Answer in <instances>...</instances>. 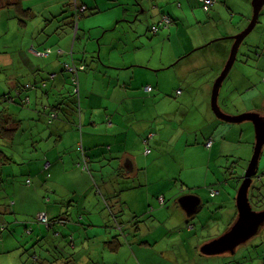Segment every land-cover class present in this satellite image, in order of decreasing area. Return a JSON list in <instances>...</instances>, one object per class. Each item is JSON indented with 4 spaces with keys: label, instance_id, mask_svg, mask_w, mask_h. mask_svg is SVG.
<instances>
[{
    "label": "crops",
    "instance_id": "1",
    "mask_svg": "<svg viewBox=\"0 0 264 264\" xmlns=\"http://www.w3.org/2000/svg\"><path fill=\"white\" fill-rule=\"evenodd\" d=\"M66 1L23 0V8H30L32 11L38 2L42 3L39 10L46 16L42 25L30 30V22L25 25L18 22L16 7H4L6 0L4 2L0 0V35H5L9 27L23 34L22 36L18 34L16 38L18 51L13 60L10 58L8 61L0 62L2 68L9 70L8 82L0 90V96L11 98L10 101L3 100L0 103L3 108L0 111H6L7 115L21 120L22 124L13 142H5L2 139L0 142L6 143L12 152L10 156L15 162L11 164L16 163L14 169L22 167V171L26 168L29 174H33L32 182L36 180L50 195L49 202L43 200L37 192L27 194L24 199L29 198L30 202L38 204L40 211L46 212L49 218H62L59 220L64 221L57 223L52 229L36 223L32 225L27 223L25 228L32 226V234L37 235V242L43 240L47 244L49 240V245H46L48 248L61 250L67 242L73 250H77L79 246L83 253L79 254L80 258L70 259L69 264L83 259L81 264H238L234 258L206 256L201 252L205 242L223 233L225 229H222L221 224L228 228L235 220L237 212L235 199L231 194L225 207L221 206V203L213 204L214 211L221 208L222 210L207 215L205 222L199 216V213L206 210L205 200L200 195H195L201 199V206L193 215H188L179 203L180 198L186 195L164 207L167 199L161 187L165 186L168 190L173 188L172 179L176 177L178 166L181 167L180 171L187 168L186 153L188 151L194 153L193 147L199 150L203 142L205 145L211 139L212 146L210 148L206 146L211 155L216 146L215 139L210 133L202 139H193V133L199 130L195 129L190 133L194 127H189V124L192 125L194 121H189L187 116H183V122H186V130L189 132L187 134L178 133L181 129L174 124L175 119L170 117L173 114L170 106L180 108L186 107L189 103L183 98L184 90L182 91L187 83V78L183 76L187 66L181 70H177L176 67L181 65L182 61L189 60L188 57L192 54L173 56L171 62L174 63L178 59L180 62L174 65L176 72L171 74L168 71H172L174 66L171 68L169 66L173 63L152 65L149 67L154 69L152 71L141 67L143 63L136 57H125V54L120 57L105 54L106 58L100 57L104 65L97 60L98 57L92 59V63L89 64L87 49L90 50L88 48L90 44L83 52H76L77 46L73 45L76 40H94L95 37L99 42L111 31L115 32L113 36L116 35L117 30L122 27L135 28L143 23L148 25L150 20L153 24L163 13L174 19L172 29L176 22L187 21L189 15L194 17L198 24H202L205 19L198 11L199 0H182L184 3H178L181 6L179 8L176 6L177 0H69L70 5L72 4V9H69L71 15L74 7H87V12L78 23L76 34L73 18L64 20L68 15L63 14ZM220 12L221 9L214 6L208 12L206 22L211 20L213 25L221 24L223 20ZM100 16L104 19L98 23L97 17ZM146 16L149 17L148 20ZM7 17L13 18L14 21L4 25L6 22L3 20ZM242 19L241 29L228 28L227 34L230 32L234 35L242 31L247 26H244L246 17ZM172 29L169 28L168 31ZM74 34L78 35L77 39ZM27 35L31 37L27 38ZM218 35L204 38L201 33L202 38L189 50ZM51 43L60 44L55 48L61 49L62 53L38 58L32 50L33 54L26 49L27 53H30V59L22 55L25 54L22 51L26 47L25 44L43 50L53 48ZM101 50L102 47L100 54ZM222 50L225 53L229 52L226 47H222ZM199 58L201 59V56ZM72 59L88 62V70L83 71L80 76L77 95L80 97L78 98L80 111L67 114L58 112V117L50 123V107L59 104L66 106L68 103L65 96L67 91L72 89V84L69 74L63 71V63H68ZM226 60L225 57L220 62L221 67H224ZM167 66V70H161ZM252 68L250 64L245 67L243 63L241 64L242 75L238 77L243 80L241 86L248 82L247 75H251ZM50 74H56V77L48 80ZM166 76L169 78L164 80ZM169 79L171 85L168 83ZM30 82L38 85L45 82L46 85L28 91L23 99L27 96L29 102L22 106L17 102L21 101L22 92L20 94L19 90L22 91L24 85ZM146 86H152L153 91H148ZM209 87L212 88L213 85ZM173 89L176 96L178 91H181L179 96L182 98L178 96L173 101L167 95ZM154 107H159L163 115L155 121L145 112ZM165 114L168 118L164 117ZM206 115L210 120L212 114L208 109ZM207 119L203 117L202 121L207 122ZM211 122L213 121L209 123ZM234 129L229 128V134L232 131L236 132ZM150 134H153L152 138H149ZM145 138H149L147 144L151 151L148 154L144 151L147 146ZM176 153L180 154L181 158H177ZM16 155L20 157L18 160ZM47 163L49 168L44 171ZM85 164L88 165L87 169L84 168ZM2 169L3 167L0 168L1 177L4 176ZM172 169L175 171L171 172ZM28 178H31V175H28L22 184H26ZM97 184H101L107 194L105 201L99 200L95 193ZM99 191L98 189L97 192ZM210 191V195L213 191L216 192L215 197L220 194L215 188H211ZM117 194L119 199L117 198L116 203L114 196ZM211 197L215 198L213 195ZM66 202H70L69 207ZM160 205L164 207L161 210ZM196 219H200L203 227L207 222L216 223L215 230H208L205 227L199 230L194 223ZM117 224L122 226V231L118 229ZM116 236L120 246L113 251L109 242ZM56 238L63 240L56 242L54 240ZM49 250L44 255L45 262L54 260L49 254L51 249ZM88 251L90 253L87 254ZM134 257L136 259L132 262Z\"/></svg>",
    "mask_w": 264,
    "mask_h": 264
},
{
    "label": "rangeland",
    "instance_id": "2",
    "mask_svg": "<svg viewBox=\"0 0 264 264\" xmlns=\"http://www.w3.org/2000/svg\"><path fill=\"white\" fill-rule=\"evenodd\" d=\"M178 3L184 2L182 0H177L176 6H178ZM41 4L42 3L38 2L35 8L32 6L34 8L33 14L30 19L25 21L30 22V30L37 29V27L42 25V22H45L46 16L39 10ZM215 6L221 9L220 14L222 13L223 20L221 24L213 25L211 20L206 22L208 20V11H206V8L200 3V9L198 11L201 12L202 17L205 19L202 24H198L196 19L189 15L187 21L182 23L180 21L176 22V26H173L174 29H172L171 26L170 28L172 31L169 32V29H163L159 34L153 35L150 31V25L152 24V20H150V24L148 25L143 23V25H139L135 28H129L128 26L122 27L117 30L114 36L113 34H115V32L111 31L107 33L108 35L104 39H100L99 42L96 37L94 40L74 41V44L77 46L76 52H83L86 46L88 47V44H90L88 47L90 50L87 49L89 64H91L92 59L97 56L106 58L105 54L106 56L110 55L113 57H120L122 54H125V57H136L138 61L143 63L141 67L150 69L149 67H152V65H168L169 63H173L171 59L177 54H192L188 57L189 60L182 61L180 63L181 65L176 67L177 70H181L184 66H187V69L183 72V76L187 78V83L182 91L184 90L183 98L189 103L186 107L180 108H172L170 106V109L173 110V114H171L170 117L175 119L174 124L178 129H181V131L178 130V133L184 132L187 134L189 132L186 130V122H183V116H187L189 121H194L192 125L189 124V127H194V130L190 133H193L195 129L199 130L193 133V139H202L205 135L210 133L215 139L216 146L212 155L211 151L206 147V144L204 145V142L200 145L199 150L193 147L194 153L191 154L189 151L186 153L187 168L180 171L181 167L178 166L176 169V177L172 179L173 188L170 190L166 189L165 186L161 188L167 199V203L164 207H166L167 204H173L176 199L178 200L179 197L183 195L202 196L205 200L206 210L199 213V216L204 222L207 221V215H213L215 212L222 210L221 208L214 211L213 204L216 203L219 205V203H221V206L225 207L226 203H228V199L231 197L230 194L234 199L236 198L237 190L242 181L238 180V177L244 175L253 156L255 146V130L251 122L227 124L216 119L210 105L212 88L209 87V85L212 86L214 84L215 79L223 69L220 62L225 59V57L226 59L228 58L233 44V40L230 39V37L236 35H232L230 32L227 34L229 31L228 28L241 29L243 17H246L244 26L249 24L253 12L252 0H217ZM70 8L72 9V4L70 5V1L67 0L63 6V14L67 13L70 15ZM184 8L187 7L184 6ZM148 18L149 17L146 16L147 20ZM97 19L98 23H101L104 18L100 16L97 17ZM17 20L19 22L18 17ZM3 21L6 22L4 25H8L14 20L13 18L7 17L6 20L4 18ZM96 31H98V29H96ZM201 33H203L204 38L211 35H219L209 38L207 42L189 50L193 44L197 43L202 38L200 37ZM18 34L20 36L23 35L21 32L18 33L15 29L9 27L5 35H0V62L8 61L10 58L13 60L14 55H17L18 40H16V38ZM30 37L31 36L27 35V38ZM30 41L28 43H31ZM212 41L215 42L205 48L194 51ZM51 45H53V53H62L61 49L55 48V46L59 47L60 44L51 43ZM25 46L26 47L22 49L25 54L22 55H25L27 59H30V53L33 54L34 52L38 54V52H42L41 50L35 49L33 46L28 47L27 44H25ZM101 47L102 50L100 54L99 50ZM222 47H226L229 52L225 53ZM26 49L30 53H27ZM46 51H49V53L51 52L48 48H46ZM70 54H72L71 51ZM223 54L226 55L223 56ZM245 54H247L249 58L248 62H243ZM199 56H201V59ZM178 60L175 61L178 62ZM242 63L244 67L249 64L253 67L251 75H247L248 82L244 83L243 86L236 83L237 78L242 75V70L240 69ZM24 67H26V65ZM150 70L153 71L154 69L151 68ZM171 70L172 71H168L171 72V74L172 72H176L175 66ZM8 71L9 70L2 68L0 64V90L3 88V85H6L8 82ZM166 78L169 77H164V80H166ZM168 83H171L170 79ZM206 86H208V88ZM27 93L28 91L23 89L22 95L25 96ZM167 95L170 96L173 101L179 96L175 95L174 89ZM220 104L231 114H239L248 111H259L264 113V9L259 17L258 25L246 38L240 48L236 64L222 88ZM0 109L3 108L0 106ZM207 109L213 117H211L210 120L207 119ZM145 112L153 117V121H155L156 118L163 117L159 107H154ZM164 117H167V114H165ZM203 117L207 119V122L202 121ZM210 121L213 122L209 123ZM229 128H235L234 130L238 133L232 131V133L229 134ZM194 145L196 146V142ZM0 147L6 154L9 153V156L12 154L6 143L0 142ZM16 157L17 160L20 158L17 155ZM176 157L181 158V155L176 153ZM13 162H15V160H13ZM15 166L16 163L3 166L2 170L4 176L0 178V189L1 191H5L3 195L9 193L5 202L8 206L1 207L0 209V264H40L33 261L34 255L36 254L38 257L44 258V255L47 254L46 251H50L49 249H51L49 254L52 258H58V260L60 259L62 261H54L53 264H69L70 259L80 258L79 254L83 253V251H80L79 246L77 250H73L69 242H67L61 247V250L48 248L46 245H49V240L47 244L43 240L37 242L38 238L35 233L26 234L25 224L27 223H31V225L32 223H36V225H41L44 228L46 227L37 220L39 213L42 212L40 208L37 207L38 204L30 202L29 198L25 200V196L31 192H37V194L42 196L43 200H45L46 195H50L38 185L36 180L32 182V186L22 184L28 175H31L33 181V174H29L26 168L22 171V167L14 169ZM259 167V169L264 172V150ZM174 171L173 169L171 170V172ZM171 172H169L170 175ZM97 186L98 188H96L97 190H95V193L99 200L105 201L106 192L103 187H101V184H97ZM211 188H215L218 192L220 191V194L215 197L216 194L214 193L215 191H213L210 195ZM98 189L100 190L99 192H97ZM212 195L215 198H212ZM52 196L53 195H51V197ZM156 199L158 200V196ZM43 200L42 202H44ZM66 203L69 207L70 202ZM164 207L160 205L159 209L161 210ZM151 209L152 207L150 210ZM209 220L211 219L209 218ZM194 223L197 224L199 230H203L204 227L208 230H215V226L217 225L216 223L209 224L207 222L203 227L200 223V219H196ZM221 225L222 229L224 228L226 230L225 224ZM30 227L32 226H29V228ZM37 227L38 226H36V228ZM132 235L133 234L130 236L132 237ZM263 237L264 229L251 241L240 247L235 256L223 255V258H234L238 264L244 261H253L254 264H263L262 257L264 255V249L255 247L261 246L260 242H262ZM54 240L60 242L63 238H56ZM174 241L175 240H173V242ZM77 244L79 245L78 241ZM84 247L86 248V246ZM88 253H90V251H88L87 254ZM129 258H131V256H129ZM135 259L134 257L132 262ZM79 261L80 260H77L73 264H81L84 259Z\"/></svg>",
    "mask_w": 264,
    "mask_h": 264
},
{
    "label": "water",
    "instance_id": "3",
    "mask_svg": "<svg viewBox=\"0 0 264 264\" xmlns=\"http://www.w3.org/2000/svg\"><path fill=\"white\" fill-rule=\"evenodd\" d=\"M252 8V17L247 27L230 37L233 44L221 73L214 81L210 105L219 121L227 124L251 122L254 125V153L237 190L235 198L236 218L222 234L203 244L201 252L206 256H235L240 247L247 244L264 229V209H255L250 198L254 177L259 171L264 150V113L248 111L231 114L220 104V95L224 83L236 64L241 46L259 23V17L264 9V0H252ZM179 203L188 215H193L201 206V199L195 195H186L180 198Z\"/></svg>",
    "mask_w": 264,
    "mask_h": 264
},
{
    "label": "trees",
    "instance_id": "4",
    "mask_svg": "<svg viewBox=\"0 0 264 264\" xmlns=\"http://www.w3.org/2000/svg\"><path fill=\"white\" fill-rule=\"evenodd\" d=\"M22 1L23 0H6V2H5L6 4L4 5V7L15 6L20 24L21 25H25L27 23L25 21L31 18V16L33 14V11L30 8H23ZM1 2H4V0H1ZM199 2L205 8V6H206L205 5V0H199ZM216 2H217V0H214V4L206 11L210 12V10L215 6ZM178 6L181 7L180 4ZM82 7H85V11H81ZM74 8H75V10H73V14L72 15L71 14L70 15H66L64 20H69V19L73 18V22L72 23H73L74 31L76 30V32H75V34H76L77 31H78V23H79L80 19L83 17V14L85 12H87V7L86 6H80V7L76 6ZM96 13H100V12H96ZM173 24H174V19L169 14L163 13L161 18L159 20H156L150 26V31L153 33V35H157V34L160 33L161 30L169 29ZM75 34H74V36H75ZM77 36L78 35L75 36V39L78 38ZM215 41H212V42H210V43H208V44H206V45H204V46H202L200 48H197L194 51H198V50H200L202 48H205V47L209 46L210 44L214 43ZM33 47L35 49H37V50H40L36 46H33ZM48 49L51 50V52L48 55H46V56H40L38 54H35V55L38 58H47L53 53L52 48L49 47ZM41 51L42 52L46 51V49H43ZM71 52L73 54L72 50H71ZM72 54H71V56H72ZM243 58H244L243 62H248L249 61V58H248L247 54H245ZM93 59L95 60V58H93ZM97 60L102 65H104V62H102L100 57H98ZM175 62L172 65H170L169 67L171 68V66H174L175 64L180 62V60H178V62H176V63ZM67 64L70 65V66L74 65V66L77 67L78 72H77L76 76H77L78 84H76L75 81H74L75 74H73L70 70H68L66 68ZM165 69L167 70L168 66L163 68V69H161V70L165 71ZM85 70H88V62L85 61V60L78 61V60L72 59L68 63L67 62L63 63V71L69 74V77H70V80H71V84H72V89L68 90L67 93H66L67 95L65 96V99L68 100V103L66 104V106H62V104H59V105H55V106L53 105V106L50 107V112H49V117H50V121L49 122L50 123L52 122L53 119H56L58 117V112H62L64 114L65 113L67 114L69 112L76 113L77 111H80L79 110V100H78V98L80 99V97H78L77 95L79 94L80 76H81V73L83 71H85ZM55 77H56V74H50L48 76V80H52ZM241 82H242V79H238L237 78L236 83L237 84L239 83L241 85L242 84ZM40 85H38L37 83L30 82V83L25 84L23 89L29 91V90L39 89L40 87L43 88V87H45L46 83L45 82H41ZM145 88L148 91H153V87L152 86H146ZM23 89H22V91H21V89L19 90L20 94H21V92H23ZM76 89H78V92H76ZM179 94H181V91H178V95ZM20 98H21V101H17L15 97L13 98V100H14L15 103L17 101L22 106H24L25 104H27L29 102V97H27V96L25 97V99H23L24 96L21 94ZM3 100L10 101L11 98H9L8 96H5V95H1L0 96V103L3 102ZM21 124H22L21 120L15 118L12 115H7L6 111H4V110L0 111V139L4 140L5 142H10V143L13 142L14 136H15L16 132L19 130ZM152 136H153V134H150L149 138H152ZM149 138H145V140H144L145 144L147 145V146H145V150L144 151H146V149H149L151 151V149L148 147V144H147ZM12 162H13V160H12L11 156L6 154V152L3 151L1 149V147H0V168L3 167V166L9 165ZM47 164L45 165L46 167L44 168V171L48 170V168H49V167H47ZM1 175H2V171H0V177H1ZM46 176H47V174H46ZM242 177H243V175H240V177H238V180H242ZM28 180H30L31 182L28 183ZM28 180L26 181V184L28 186L32 185V179L28 178ZM3 192H5V191H1V189H0V209H1V207L8 206V205L5 204V202H6L7 198H8V196H9V193H5V195H3ZM11 195H12V193H11ZM45 198H46L45 201L49 202L50 196L47 195ZM114 198H115L114 202L117 203L118 202L117 198L119 199V194L115 195ZM250 198H251V202H252V204H253L255 209H264V172L261 171L260 169H259L257 175L254 177V184H253L251 192H250ZM110 209L113 210L112 206H110ZM40 213H42V212H40ZM44 213H46V212H44ZM115 217H116V215H115ZM49 219L52 222H54V224H53V226H50L48 229L54 228V226L57 223H62L61 222L62 220H59V219H62V218H57V219L49 218ZM25 229H26V234H28V235L32 234V230H31L32 228L31 227L30 228L26 227ZM27 231H28V233H27ZM55 234H56V232H55ZM260 243H261L260 244L261 246H255V247L256 248L261 247L260 249H264V237H263L262 242H260ZM109 245H110V248L113 251H116L118 249V247L120 246V243L118 242L117 236L115 238H113L109 242ZM263 254H264V252H263ZM33 258H34L33 259L34 262H37V263H40V264H53L54 261H58V258H57V259H54L52 261L45 262L46 261L45 258L38 257L36 254L34 255ZM262 261H263V264H264V255L262 257ZM253 263H254L253 261H251V262L244 261L241 264H253Z\"/></svg>",
    "mask_w": 264,
    "mask_h": 264
},
{
    "label": "built area",
    "instance_id": "5",
    "mask_svg": "<svg viewBox=\"0 0 264 264\" xmlns=\"http://www.w3.org/2000/svg\"><path fill=\"white\" fill-rule=\"evenodd\" d=\"M214 4V0H205V8H206V10H208L212 5ZM81 11H85V7H82L81 8ZM77 29V28H76ZM75 32H76V30H75ZM48 53H49V51H46V52H38V55H40V56H46V55H48ZM66 68L68 69V70H70L73 74H75V77H74V81H75V83L76 84H78V81H77V72H78V69H77V67L76 66H70V65H66ZM76 92H78V89H76ZM212 144H213V140L211 139V140H209L208 142H207V144H206V146L208 147V148H210L211 146H212ZM150 152V150L149 149H146V151H145V153L146 154H148ZM47 167H49V164H47ZM85 169H87L88 168V165L87 164H85V167H84ZM31 181L30 180H28V183H30ZM215 194H216V192H214ZM214 193H213V195H214ZM161 201H163V198H161ZM37 220L41 223V224H43V225H45L47 228H49L50 226H53V224H54V222H52L49 218H48V216H47V214L46 213H44V212H42V213H39V215H38V217H37ZM62 223H64V221H61ZM117 226H118V228L120 229V230H122V226L120 225V224H117Z\"/></svg>",
    "mask_w": 264,
    "mask_h": 264
}]
</instances>
